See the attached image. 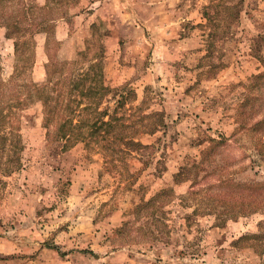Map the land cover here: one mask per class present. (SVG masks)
Here are the masks:
<instances>
[{
    "label": "rangeland",
    "instance_id": "obj_1",
    "mask_svg": "<svg viewBox=\"0 0 264 264\" xmlns=\"http://www.w3.org/2000/svg\"><path fill=\"white\" fill-rule=\"evenodd\" d=\"M127 1L0 0L1 79L44 83L49 59H98V109L121 117L106 139L66 144L40 101L20 112L0 264H264L247 239L264 221V83L249 86L264 0ZM14 25L29 28L18 51Z\"/></svg>",
    "mask_w": 264,
    "mask_h": 264
},
{
    "label": "trees",
    "instance_id": "obj_2",
    "mask_svg": "<svg viewBox=\"0 0 264 264\" xmlns=\"http://www.w3.org/2000/svg\"><path fill=\"white\" fill-rule=\"evenodd\" d=\"M233 7L234 5H231L226 9ZM230 15H234V12H231ZM229 19L232 20V17L229 16ZM226 20H228L227 17ZM49 21H54V19L51 18ZM6 28L7 37L21 39L20 42H15L14 47L15 51L20 50L26 43V40H23L24 33L29 28L23 29L18 25L12 26V29L8 26ZM57 63L59 61L56 59H49L46 64L47 78L44 83H18L17 80L12 79L13 77L7 80L0 78V169L3 170V165L5 172L12 171L8 164L15 163V166L19 164L16 153L21 150L22 146L17 121L20 112L35 99L41 102L42 125L47 130V134H50L51 140L64 141L66 144L86 142V137H94L97 140L102 136V139H106L119 124L118 121L121 120L119 116L107 115L106 111L98 109L100 100L104 95L102 90L105 87L100 79L102 78V70L99 69L100 67H98L99 71L95 68L98 66V59H95L84 69L73 67V64L66 61ZM23 69L24 66L21 65L17 76ZM87 81L88 84H86ZM260 81L264 83V71L254 75L249 86L251 88H255L257 84L260 86ZM76 97H78L77 100ZM82 98L88 99V104H86L88 106L81 108V110L92 107L94 113H91L87 118L74 122L73 117ZM74 102L77 105H74ZM106 115L108 119H104ZM115 138H117L116 133ZM4 156L6 158L3 162ZM226 184V181L221 180L213 188H223ZM261 224V232L253 234L247 239L251 241L248 246L253 248L254 253L263 257L264 221Z\"/></svg>",
    "mask_w": 264,
    "mask_h": 264
},
{
    "label": "crops",
    "instance_id": "obj_3",
    "mask_svg": "<svg viewBox=\"0 0 264 264\" xmlns=\"http://www.w3.org/2000/svg\"><path fill=\"white\" fill-rule=\"evenodd\" d=\"M126 3H127V4H129V5H132V4H134V3H131V1H130V0H128ZM129 8H131V7H129Z\"/></svg>",
    "mask_w": 264,
    "mask_h": 264
}]
</instances>
